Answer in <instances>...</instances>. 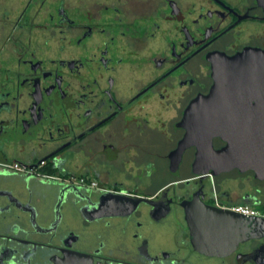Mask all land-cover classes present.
<instances>
[{"label":"flooded vegetation","instance_id":"flooded-vegetation-1","mask_svg":"<svg viewBox=\"0 0 264 264\" xmlns=\"http://www.w3.org/2000/svg\"><path fill=\"white\" fill-rule=\"evenodd\" d=\"M263 119L264 0H0V264H264Z\"/></svg>","mask_w":264,"mask_h":264},{"label":"water","instance_id":"water-1","mask_svg":"<svg viewBox=\"0 0 264 264\" xmlns=\"http://www.w3.org/2000/svg\"><path fill=\"white\" fill-rule=\"evenodd\" d=\"M217 85L218 81L216 82ZM216 93V88L213 89L210 94L208 95V97L204 98L203 101H211L212 100V96ZM201 100H195L194 103L186 110L185 113V117H184V127L187 129L186 134L184 136V138L182 139V141L179 144V149L181 151V149H183L184 147H186V145H188V143H192V142H196L198 140V128H199V123H198V110L199 108V102ZM204 129L208 130L209 134L213 133V130H215V127H218V125H216L215 123H205L203 122L202 124ZM229 127L234 126L235 127V131L232 132V130H229L228 132H226L225 134V138L228 141V146L225 147V149L223 151H221V154L223 156L224 159H229L231 160V162L234 163V165L236 166H245V167H257L259 166L258 162H254V155H244L243 153H241L242 150L244 149H249V146L245 145V147H243L240 143H239V137L237 134H243L244 136H246V138L250 139V142L252 144V141H256V144H252L250 146L251 149L254 148H259L258 143L259 141L263 142V145L261 146V148L264 149V119L262 122H249L246 123L244 125H239L236 123L233 124H228Z\"/></svg>","mask_w":264,"mask_h":264}]
</instances>
